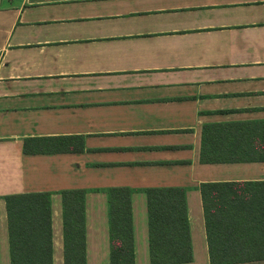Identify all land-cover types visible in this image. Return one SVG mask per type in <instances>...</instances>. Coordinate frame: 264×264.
<instances>
[{
	"label": "crops",
	"instance_id": "1",
	"mask_svg": "<svg viewBox=\"0 0 264 264\" xmlns=\"http://www.w3.org/2000/svg\"><path fill=\"white\" fill-rule=\"evenodd\" d=\"M257 120L264 0H0V264L3 197L28 192L51 193L63 264L65 189L87 190L85 264H110V187L134 190V264H150L143 190L155 187L185 189L183 264H210L200 185L264 183V162L201 163L202 128ZM42 137H82L84 150L23 154Z\"/></svg>",
	"mask_w": 264,
	"mask_h": 264
},
{
	"label": "trees",
	"instance_id": "2",
	"mask_svg": "<svg viewBox=\"0 0 264 264\" xmlns=\"http://www.w3.org/2000/svg\"><path fill=\"white\" fill-rule=\"evenodd\" d=\"M23 154L81 152L82 137L25 138ZM201 163L264 162V120L206 124ZM129 187H110L107 196L110 264H134ZM264 183L200 185L210 264L264 260ZM146 195L150 264L192 260L185 189L155 187ZM84 189H65L63 264H85ZM5 201L10 264H53L51 193H15Z\"/></svg>",
	"mask_w": 264,
	"mask_h": 264
}]
</instances>
